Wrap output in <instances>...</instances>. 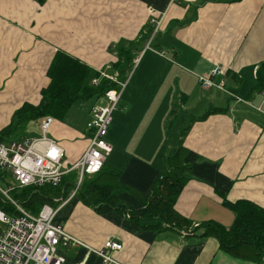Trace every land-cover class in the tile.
<instances>
[{
    "label": "crops",
    "instance_id": "0c3cea01",
    "mask_svg": "<svg viewBox=\"0 0 264 264\" xmlns=\"http://www.w3.org/2000/svg\"><path fill=\"white\" fill-rule=\"evenodd\" d=\"M62 50L118 80L124 67L114 65L119 53L134 59L120 101L125 111H114L108 132L113 149L94 191L98 198L90 200L79 189L74 193L75 186L46 203L57 210L54 222L95 249L109 240L121 243L120 250L106 249L121 264H264V256L257 259L250 246L223 250L203 227L209 221L233 224L235 212L224 199L264 207V88H256L264 62V0H0L3 120L11 106L40 102L50 82L48 69ZM216 67L223 72L212 80L222 88L203 87L200 76ZM178 103L181 109H172ZM79 108L85 110L81 125L70 111L65 120L55 119L49 133L74 162L89 137L91 108ZM209 108L223 111L194 120ZM41 120L11 140L40 136ZM180 120L173 143L169 131ZM130 135L134 142L126 145ZM181 140L184 149L176 162L188 180L174 210L199 226L189 234L183 228L141 227L145 220L134 214L145 210L142 197L163 173L172 172L167 157ZM104 194L114 196L123 210ZM58 252L65 264H103L84 246H60Z\"/></svg>",
    "mask_w": 264,
    "mask_h": 264
},
{
    "label": "trees",
    "instance_id": "16d2710c",
    "mask_svg": "<svg viewBox=\"0 0 264 264\" xmlns=\"http://www.w3.org/2000/svg\"><path fill=\"white\" fill-rule=\"evenodd\" d=\"M119 59L115 66L124 63L119 81L126 80L127 70L131 68L133 57L119 53ZM49 84L41 90V100L38 104L25 102L15 113V120L0 131V141L4 136L14 135L18 131L26 130L29 123L45 116H53L55 119L65 120L71 109L78 105H86L92 111L95 104L105 96L111 89H118L119 83L115 80L101 76L100 71L94 70L90 65L78 57L65 51H58L48 69ZM97 85L92 83L94 78H99ZM258 83L256 88L262 91L264 88V62L257 70ZM90 111V114H91ZM223 111L222 109L209 108L202 116L194 120L207 118L210 113ZM188 128L182 130L186 134ZM184 141H180L177 152L167 157V163L172 167L171 173H163L157 180L153 191L142 197L145 210L142 213L134 214V217L145 220L139 225L148 229L183 228L188 229L191 223L174 210V203L181 193L188 178L179 171L177 159L179 149L183 148ZM177 161V162H176ZM105 165V164H104ZM104 168V167H103ZM103 169L93 175V178L84 176L79 188V193H84L90 200L98 198L94 191L100 183ZM10 173L0 168V185L8 187L11 183ZM77 172H70L63 176L59 185H45L39 188L27 187L16 188L10 192L12 198L18 200L26 209L37 214L46 203H51L54 198L66 195L76 186ZM103 198L112 202L116 209L123 208L115 201V197L104 194ZM87 200L89 203H92ZM223 203L235 212L233 224L226 227L218 222L209 221L203 224L206 228V235L216 236L220 247L228 252H237L242 247L250 246L255 251V257L261 259L264 256V207L250 200H238L230 202L227 199ZM0 206L9 214H18L13 204L0 193ZM139 222V221H138Z\"/></svg>",
    "mask_w": 264,
    "mask_h": 264
},
{
    "label": "built area",
    "instance_id": "2783aa9c",
    "mask_svg": "<svg viewBox=\"0 0 264 264\" xmlns=\"http://www.w3.org/2000/svg\"><path fill=\"white\" fill-rule=\"evenodd\" d=\"M160 54L165 56L164 51ZM222 72V68L216 67L210 75L200 76L203 87L216 85L222 88L223 84H215L212 80L213 76ZM101 76L117 81L119 88L108 90L103 100L93 106L87 122L88 145L73 164L67 162L66 148L49 135L55 121L53 116L42 118V134L28 139V142L0 141V168L7 170L12 180L8 187L0 185V193L18 210V214L11 215L0 206V264H65V257L58 252L60 246H84L89 252L97 253L103 264H121L106 252V249L120 250L121 243L109 240L103 249H95L68 233L62 225L56 224L54 218L57 210L51 205L45 204L34 214L10 195L16 188L59 185L63 176L73 171L78 173L74 189L76 193L84 176L95 175L103 169L113 149L108 140L113 113L121 101L129 78L119 81L116 75L105 72ZM99 81L100 77L94 78L92 83L97 85ZM235 97L242 99L237 95ZM198 226L194 224L183 232L192 233Z\"/></svg>",
    "mask_w": 264,
    "mask_h": 264
},
{
    "label": "rangeland",
    "instance_id": "374dc122",
    "mask_svg": "<svg viewBox=\"0 0 264 264\" xmlns=\"http://www.w3.org/2000/svg\"><path fill=\"white\" fill-rule=\"evenodd\" d=\"M132 74H133V71H131L130 73H128L127 74V78L126 79H128L129 78V80H130V78H132ZM118 79V78H117ZM128 84H129V81H128ZM25 103V102H24ZM23 103V104H24ZM22 104V105H23ZM83 104H86L85 105V107H87V105H89L88 103H86V102H84ZM21 105V106H22ZM80 106H82V105H78V106H75V107H73L72 109H71V112H72V116H73V119H75L76 120V123L78 124V125H81L82 123H83V118H84V112H85V110L84 109H82V108H79ZM148 105L147 104H145V105H143L142 106V108L143 107H147ZM5 107L6 106H1L0 105V123L2 122L3 124V127L5 126H8L12 121H14L15 120V116H14V113H15V111L18 109V108H14V106H11V108L9 109V110H7L6 111V119L5 120H3V116L5 115ZM20 108V107H19ZM172 109H177V110H179V109H181V106H180V104L178 103L177 105H173L172 106ZM73 110V111H72ZM115 111H117V112H123V111H125V106H124V104L121 102V103H119L118 104V106H117V108L115 109ZM180 112V111H179ZM115 113V112H114ZM113 116H114V114H113ZM71 123H73V120L71 121ZM134 124L135 125H137V124H139V122L137 123V122H134ZM180 124H181V120L180 121H178L177 123H176V125L177 126H175V127H173V128H171V130L169 131L170 132V137H169V140L171 141V142H177L178 141V137H179V126H180ZM3 129V128H2ZM38 129H39V127H38ZM128 129L129 130H131L132 132H134V130H135V128L134 127H132V125H130L129 127H128ZM123 129H121V127L119 126V131H122ZM174 131H175V133H174ZM25 132H22L21 130L20 131H18V132H16V134H14V135H11V136H8V135H6V136H4V141H8V140H11V139H14V138H19L22 134H24ZM132 135V134H131ZM128 136V137H126V145L128 144V142L129 141H132V144H133V140L135 139V137L133 138L132 136ZM166 139L168 140V136L166 135ZM130 144V143H129ZM67 162H68V164L69 165H71V164H73V162H74V160H67Z\"/></svg>",
    "mask_w": 264,
    "mask_h": 264
},
{
    "label": "water",
    "instance_id": "95a60500",
    "mask_svg": "<svg viewBox=\"0 0 264 264\" xmlns=\"http://www.w3.org/2000/svg\"><path fill=\"white\" fill-rule=\"evenodd\" d=\"M24 142H28L29 140H23Z\"/></svg>",
    "mask_w": 264,
    "mask_h": 264
}]
</instances>
